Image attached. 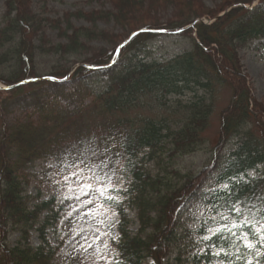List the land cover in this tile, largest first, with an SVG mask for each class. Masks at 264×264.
I'll use <instances>...</instances> for the list:
<instances>
[{
	"label": "trees",
	"instance_id": "16d2710c",
	"mask_svg": "<svg viewBox=\"0 0 264 264\" xmlns=\"http://www.w3.org/2000/svg\"><path fill=\"white\" fill-rule=\"evenodd\" d=\"M38 1L5 0L0 15V83L8 88L0 89V105L20 96L27 108L0 137V264H51L59 250L47 235L61 210L54 201L33 204L22 179L27 164L48 158L83 164L113 184L100 201L118 218L106 264H169L172 256V263L186 256L194 264H264V104L240 59L255 42L264 48V0L250 8L255 0H210L211 7L206 0H106L112 10L59 18ZM166 7L170 19L159 15ZM99 22L123 32L99 30ZM159 33L188 41V49L141 57ZM47 58L55 61L43 75L38 65ZM222 89L230 99L221 108ZM66 101L76 103L72 110ZM206 147L209 162L182 173L177 161Z\"/></svg>",
	"mask_w": 264,
	"mask_h": 264
},
{
	"label": "rangeland",
	"instance_id": "374dc122",
	"mask_svg": "<svg viewBox=\"0 0 264 264\" xmlns=\"http://www.w3.org/2000/svg\"><path fill=\"white\" fill-rule=\"evenodd\" d=\"M5 0H0V15L2 5ZM38 0H35L37 2ZM46 10L50 17H61L66 12L81 10L85 13L92 11L112 10L111 5L106 0H45ZM208 7L213 6L210 0H206ZM40 2L35 4L38 9ZM171 7L161 9L159 15L164 19L172 17ZM171 11V12H170ZM138 16L140 14H137ZM137 16H135L136 18ZM142 18L144 16H141ZM72 23L76 27H90L86 21H75ZM97 29L109 33L121 34L120 28L114 26L113 22L97 24ZM49 38L57 41L56 32H48ZM102 43L94 44L101 47ZM189 42L176 35H163L159 33L155 38L146 44L145 59L161 60L168 59L178 53L188 49ZM241 64L248 76V82L252 94L257 101L264 104V48H259V42L240 51ZM55 59L47 58L38 65V70L43 75L49 71ZM1 87V84H0ZM72 88L71 83L65 84L66 92ZM217 103L222 108L225 107L230 99V94L226 90H221L217 94ZM188 99V98H187ZM24 100L17 96L0 105V137L3 126L13 123L15 120L24 119ZM62 105V104H61ZM76 103L71 101L63 102L65 109L72 110ZM217 110L212 116L213 125L208 132V137L213 139L216 133ZM150 116L146 110H136L134 115ZM160 114V113H159ZM93 130H97L93 129ZM92 138V134L90 136ZM89 143L85 142V145ZM100 147L92 143V156H97ZM98 157V156H97ZM210 160L209 147L200 152L193 153L177 161L182 173H196L203 165ZM22 179L28 186V194L33 197L32 203L54 201L56 210H61V220L59 221L55 233L48 231L47 239L52 246H59L51 264H106L113 256L111 241L118 236V218L115 212L105 207L100 201L110 196L113 184L107 176L102 179L94 177L89 167L83 164H70L66 159H42L35 160L27 164L22 170ZM249 176H254L250 173ZM188 206H186L187 208ZM132 216V214H130ZM190 224V223H189ZM192 226V224H190ZM131 231H136V225L132 226ZM260 238H264L261 236ZM11 244H14L16 236H10ZM32 244H37L36 234L31 237ZM193 254H196L194 252ZM172 256L169 264H194L184 256V261L172 263ZM144 264H151L150 261Z\"/></svg>",
	"mask_w": 264,
	"mask_h": 264
},
{
	"label": "snow or ice",
	"instance_id": "6c2138e0",
	"mask_svg": "<svg viewBox=\"0 0 264 264\" xmlns=\"http://www.w3.org/2000/svg\"><path fill=\"white\" fill-rule=\"evenodd\" d=\"M98 179H102V178L98 177Z\"/></svg>",
	"mask_w": 264,
	"mask_h": 264
}]
</instances>
